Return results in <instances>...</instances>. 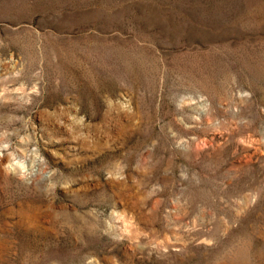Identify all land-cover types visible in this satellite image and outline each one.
Returning a JSON list of instances; mask_svg holds the SVG:
<instances>
[{
    "label": "rangeland",
    "instance_id": "374dc122",
    "mask_svg": "<svg viewBox=\"0 0 264 264\" xmlns=\"http://www.w3.org/2000/svg\"><path fill=\"white\" fill-rule=\"evenodd\" d=\"M0 264H264V0H0Z\"/></svg>",
    "mask_w": 264,
    "mask_h": 264
}]
</instances>
